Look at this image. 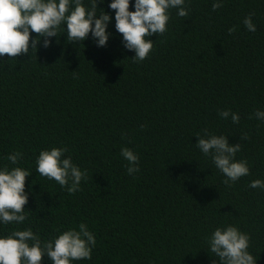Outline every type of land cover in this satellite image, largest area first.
Here are the masks:
<instances>
[{
  "label": "trees",
  "instance_id": "1",
  "mask_svg": "<svg viewBox=\"0 0 264 264\" xmlns=\"http://www.w3.org/2000/svg\"><path fill=\"white\" fill-rule=\"evenodd\" d=\"M213 2L187 0L186 17L171 9L143 61L124 48L111 0L98 5L113 18L105 46L91 33L70 42L61 32L31 51L33 32L28 54L0 57V166L32 172L26 221L0 225V234L31 227L43 243L85 223L97 243L91 260L74 264H219L208 238L232 224L264 264V190L249 187L264 179V123L254 115L264 109V0H223L216 10ZM250 13L255 32L243 24ZM224 109L240 122L222 119ZM205 132L240 144L236 159L247 160L249 175L225 185L196 146ZM52 147L87 170L78 191L36 172L40 151ZM124 147L140 157L133 175ZM16 151L12 165L6 157Z\"/></svg>",
  "mask_w": 264,
  "mask_h": 264
},
{
  "label": "clouds",
  "instance_id": "2",
  "mask_svg": "<svg viewBox=\"0 0 264 264\" xmlns=\"http://www.w3.org/2000/svg\"><path fill=\"white\" fill-rule=\"evenodd\" d=\"M106 0H0V57L4 54L16 57L28 54L30 36L39 34L31 43V51H37L40 37L67 34L68 41H85L89 33L98 46H105L113 34L108 31L112 21L110 13L98 5ZM187 0H111L108 7L115 11V29L122 35L125 49L133 50L134 61L145 60L154 47L150 39L154 34H164L171 20V9L180 17L189 15ZM130 6L135 10H130ZM223 6V0H214L213 10ZM252 15L244 18L243 24L255 32ZM229 33L235 27L228 29ZM51 41H45V47ZM218 115L240 122L238 112L231 109L219 110ZM255 118L264 123V109H257ZM200 136L196 146L211 158L223 176L224 184L235 183L250 173L247 160H237L240 144H230L226 135L208 134ZM66 147L41 150L35 160L36 172L54 180L68 193L79 190L81 181L87 179V170L75 164L71 156H65ZM121 156L128 162L127 173L133 175L139 169L140 157L130 148L121 149ZM22 158L19 151L10 153L6 159L18 165ZM32 174L30 168L0 166V225L22 224L27 219L25 205L26 178ZM250 188L264 190V179L252 180ZM251 236L238 226L228 224L215 228L208 238V250L219 258V264H257L249 251ZM97 240L87 224L80 223L79 229L69 228L42 243L39 233L31 227L12 229L7 235L0 234V264H42L46 256L52 264H74L78 260H91Z\"/></svg>",
  "mask_w": 264,
  "mask_h": 264
}]
</instances>
